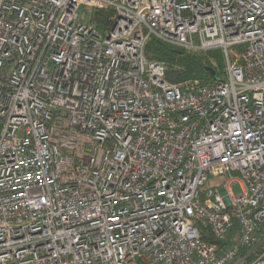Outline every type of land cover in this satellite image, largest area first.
<instances>
[{
	"label": "built area",
	"instance_id": "obj_1",
	"mask_svg": "<svg viewBox=\"0 0 264 264\" xmlns=\"http://www.w3.org/2000/svg\"><path fill=\"white\" fill-rule=\"evenodd\" d=\"M0 264H264V0H0Z\"/></svg>",
	"mask_w": 264,
	"mask_h": 264
},
{
	"label": "trees",
	"instance_id": "obj_2",
	"mask_svg": "<svg viewBox=\"0 0 264 264\" xmlns=\"http://www.w3.org/2000/svg\"><path fill=\"white\" fill-rule=\"evenodd\" d=\"M114 19L115 13L113 9H95L92 11L90 22L94 24L101 34H105L112 27ZM144 53L146 59L165 64V80L170 83H181L195 79L202 82H213L219 78L222 72L218 73L214 67L213 64L215 62L219 65L218 67H220V63L209 56L210 52L187 51L156 38L149 40L145 46ZM212 70L215 72L214 76L211 75ZM202 234L203 239L206 241H213L205 231H202Z\"/></svg>",
	"mask_w": 264,
	"mask_h": 264
},
{
	"label": "rangeland",
	"instance_id": "obj_3",
	"mask_svg": "<svg viewBox=\"0 0 264 264\" xmlns=\"http://www.w3.org/2000/svg\"><path fill=\"white\" fill-rule=\"evenodd\" d=\"M92 11H93L92 8H90L89 6H86L84 4L80 5L77 9V14H78V19H79L78 21H80L81 23H85V24L90 23ZM208 52H210L209 56L211 58H214V60H217L220 63V67H217V71H218V73H220L224 68L221 51L219 49H212V50H208ZM218 55L220 57V60H219ZM215 64H216V62H215ZM217 181L218 180L215 178H210L209 180H207L205 182L204 187L205 188L212 187L211 184H216ZM235 191H237L236 188H235Z\"/></svg>",
	"mask_w": 264,
	"mask_h": 264
},
{
	"label": "water",
	"instance_id": "obj_4",
	"mask_svg": "<svg viewBox=\"0 0 264 264\" xmlns=\"http://www.w3.org/2000/svg\"><path fill=\"white\" fill-rule=\"evenodd\" d=\"M211 75L214 76L215 75V72L214 70L211 71Z\"/></svg>",
	"mask_w": 264,
	"mask_h": 264
}]
</instances>
